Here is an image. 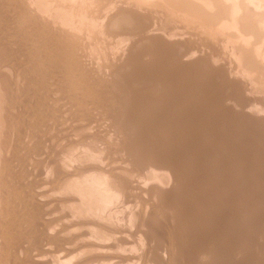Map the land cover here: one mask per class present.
Returning a JSON list of instances; mask_svg holds the SVG:
<instances>
[{"label": "rangeland", "instance_id": "obj_1", "mask_svg": "<svg viewBox=\"0 0 264 264\" xmlns=\"http://www.w3.org/2000/svg\"><path fill=\"white\" fill-rule=\"evenodd\" d=\"M13 4L9 0H0V264H30V257H35L41 247L58 249L61 246L60 250H63L66 247L71 248V245L75 249L72 248L71 251L75 252H71L73 254L63 264H264V170L260 169L264 157V86L258 81L264 72L253 70L250 63L245 61V50L239 39L230 36L232 30H221L218 34L220 37L216 34L218 37H215L200 30L199 20L183 19L174 14L175 19L185 28L183 31L181 24L176 22L178 25L176 26L183 31L179 35L178 32H181L178 31L179 28L170 25L176 35L175 43L171 42L172 48L177 47V40L183 35L185 37L183 39L186 40L183 45H189L188 48L186 45L182 48L188 49L187 51L191 53L188 58L183 57L187 59L185 65L182 64L184 59L179 56L182 58L179 61L180 58L177 57L184 52L180 45L178 49L176 48L177 51L174 50V55L170 53L171 47L165 50L172 55L167 56L169 60L175 58L170 60L174 67L169 65L170 61L165 57H158L156 60L151 55L144 58V61L141 60L135 72L140 67L141 69L145 67L150 72L157 71V74L162 71L161 69L166 71L164 73L169 69L172 71L173 68L178 72L172 71V74H175L172 79L170 71H168L170 76L162 75L165 78L169 77L166 79L168 82L155 88L156 93L153 96L146 87L144 91L143 87L138 88L131 84L136 79L133 67L129 70L122 69L121 73L124 75L117 73V77L104 70L101 72L104 63L113 66L116 64L118 67L127 66L132 60V63H135L136 54L133 53L136 51L141 53L140 50L136 49L132 55L127 54L128 56L121 50L119 56L122 57L125 53L124 56L127 57H122L124 63L126 59L132 58L127 60L125 65L123 61L116 59L114 64L112 56L111 61L107 56V62L103 60V56L99 59L100 63L102 62L99 68L97 65L99 60L96 59L98 56H94L95 53L92 55L93 60L92 56L89 55L88 58L83 55L81 48L76 47L73 42L69 44L66 43L67 40H61L63 38L57 36L54 38L55 36L46 31L49 25L46 21L40 22L41 19L35 18L27 22L19 20V10L14 7L18 5ZM165 11L166 13L162 10L160 16L151 21L146 19L147 23L145 20L144 24L151 25L153 20L162 25L168 24L164 20L168 16V22L170 19L172 20L170 23L175 24L174 15H171L173 13H170L168 8ZM163 13L165 22L161 18ZM189 25L195 31L189 28ZM197 26L200 33L203 32L207 36H203V33L201 36ZM127 27L129 26H123ZM187 30L191 31V34ZM192 32L195 34L192 35ZM48 33L51 34L50 37ZM11 34L15 35L13 39L8 38ZM213 36L215 39L221 38L219 40H222L220 42L224 43L225 49L222 43H219L220 46L217 42L215 43L218 46L210 43L211 40L215 41L211 38ZM207 37L209 39H206ZM49 38L54 39V42ZM203 40L207 46L211 44L209 45L211 47L208 46L209 52L204 42H201ZM228 41L229 47L226 45ZM156 42L159 45L155 44V47L166 49L162 46L163 41ZM253 42L252 37L250 45ZM60 43H64V47ZM200 43L202 50L199 48ZM70 45L76 50L73 51ZM212 46L220 47L217 48L220 54L217 53L218 50L215 52L219 55L214 54L216 48ZM151 47H154V44L148 48V51L151 50L150 53L154 49ZM229 52L233 58L235 55L236 57L231 58ZM191 55L195 56H192L194 62L190 59ZM224 55L226 57H223ZM227 55L230 56L227 58ZM100 57L102 56L98 58ZM90 59L94 62L90 63ZM146 59L151 64L145 62ZM202 59L205 61H200ZM164 60L168 61L165 62L167 65ZM191 60L193 65L189 63L190 66L187 67L189 65L187 62ZM93 63L96 65L91 67ZM152 63H156L154 65L157 66L162 63L164 65L158 66L161 67L159 71L154 69L157 66ZM149 64L152 68L148 67ZM231 64L235 65L230 66ZM179 66H182L181 71L177 70L180 69ZM235 66L237 67L234 68ZM95 70L99 75L96 76ZM103 73H106L104 76L111 77H104ZM121 75L123 78L129 75L126 77L127 80L125 79L127 82H123ZM154 97L152 102L151 98ZM147 104L151 107H146ZM250 109L259 115L251 118L245 116L244 119L243 115ZM138 117L145 122L147 120L148 124L137 123ZM152 124L153 127L150 126ZM74 125L78 126L73 127ZM71 127L73 131L77 129L74 131L75 134ZM221 129L224 132H221ZM223 135L225 138L237 136L247 144L242 142L239 150L224 148L221 145L222 151L217 141L221 140L220 136L224 138ZM139 139L141 142L146 141L144 144L157 147L158 150L152 149L145 155H140L142 143ZM259 150L260 154L263 153L261 159L256 157L253 161H243V164L238 159L240 153L254 154ZM236 151L240 153L236 154ZM221 152L226 157L220 155ZM256 159L261 161L260 165ZM143 160L150 165L141 167ZM218 163L220 167L222 166L220 169L216 166ZM223 163L225 167L221 165ZM93 164H99L108 171L107 177L114 190L112 204L103 213L85 212L87 205L90 207V203H87L89 202L87 193L75 186L76 182H82L85 177L90 178V174H86L85 177L81 174L84 167ZM58 166L59 170L63 167L65 171L73 173V180L66 181L67 184L60 181L51 187L44 181L51 183L57 179ZM53 169L57 175L52 172ZM170 170L178 175L175 181L169 177ZM242 175L248 178L244 176L243 178ZM234 176L238 180L236 177L233 178ZM235 182L237 183L233 184ZM138 184L143 189L139 187L136 190ZM80 200L84 201V204ZM79 205L82 211L86 209L80 212ZM75 210L80 214H75ZM67 213L71 219L69 217L67 219ZM89 214L90 218L96 215V224L93 218L92 220L88 218ZM97 215L103 219L101 221L104 225L97 220ZM86 217L88 219H85ZM44 218L46 220H43ZM97 225L103 226L104 230L97 228L101 227ZM44 233L61 235L62 241L67 242L63 243L67 245L59 244L61 241L52 243L46 241ZM115 233H123L127 244H122ZM145 236H148L150 241H146Z\"/></svg>", "mask_w": 264, "mask_h": 264}, {"label": "bare ground", "instance_id": "obj_2", "mask_svg": "<svg viewBox=\"0 0 264 264\" xmlns=\"http://www.w3.org/2000/svg\"><path fill=\"white\" fill-rule=\"evenodd\" d=\"M9 1H11V2H13L14 4H13V6L14 5H18V6H14L15 8H17V10H19V16H18V19L19 20H22V21H24V22H27L28 20H31L32 18H35V19H37V20H39V19H41L40 20V22L41 21H46V22H48V26H47V29H46V31H49V33H51L53 36H55L54 38H63V39H61V40H67L66 41V43H69V42H73L72 44H75L76 45V47H79V48H81V51H82V54L83 55H85L86 57H88L89 58V55H90V57L95 53V55L94 56H102V57H100V58H98V57H96V59H101V58H103V56H104V59L103 60H105V61H107V59L109 60V61H111V57L110 56H112V58H113V60L114 59H116V60H120V61H123V64L125 65V64H127V60L129 61V60H131L129 57V59H126V62L124 63V59L122 58L123 56H124V54L126 53V55L128 54V55H132V52L135 50L136 51V49H138V50H140L141 51V53L139 52V51H136L135 53H133V54H136V55H134L135 57H134V61H135V63H137L136 65H135V63L133 62L132 63V61L131 62H128V63H130V64H128L127 66L125 65V66H116V64L114 63L116 60H112L113 61V63L115 64L114 66H113V64H108L107 65V63H104V61H103V63H104V65H103V69H102V71L101 72H108V73H113V74H115V76L117 77V73L120 75V74H123L124 75V73H121L122 71V69H125V70H129V69H131V67H133V69H134V71H133V73H135V75H136V79H134L132 82H131V84L133 83L136 87H143V89L146 87L147 88V90L149 91V92H151L152 93V95L154 96V93H156L155 91H156V89H157V87L158 86H160V85H164V84H166L168 81H166V79L167 78H169V77H167V78H165V77H162V75L164 76H170L169 74H172V71L174 70V65H173V63H171V61L173 60V59H175V58H172V60H171V58H170V60L167 58V56H171L172 57V55H174L173 54V52H174V50H176V48L178 47V45H180L181 46V48H182V46H184V45H186V44H184L183 45V43L186 41L185 39H183V38H185L183 35V37L182 36H178L177 35V38L179 37V40H177V47L175 48V47H173L172 48V45H173V43H175V37L174 36H176L175 35V33L172 31V29L174 30V25L176 26L177 24H176V22H179V24H181L180 23V21H177L176 19H175V15H179V17H183V19H186V18H188V20H189V18H195V19H197V20H199L200 21V30H203V32L204 33H206V34H209V33H211V34H213L214 36H215V34L216 35H218V34H220V32H221V30H232V32L230 33V36H232V37H235V38H237V39H239L238 41H240V45L244 48V50H245V61L247 62V63H250V65L253 67L252 69L253 70H256V71H263L264 72V0H9ZM167 8L171 11L170 13H173V14H171V15H174L173 17H174V19L176 20H173L174 22H175V24H173L172 25V23H170L172 20H170L169 19V21L170 22H168V18H169V16L168 15H170V14H166L167 16H168V18H167V20H166V18L164 17V13H166V11L165 10H167ZM162 10H164V13H163V15H161V18H162V20L164 19L168 24H159V22H156L155 20H153V22H152V24L151 25H147V24H144L145 22V20L146 19H148V20H152V19H154V18H156V17H158V15L159 14H161V11ZM168 13V12H167ZM165 15V16H166ZM160 16V15H159ZM164 17V18H163ZM173 19V18H172ZM157 21H159V19H156ZM163 20V22H165ZM193 19H191L190 21L191 22H193L192 21ZM150 21H148V23L150 22ZM227 21V22H226ZM45 22V23H46ZM188 22V21H187ZM146 23H147V20H146ZM170 23V24H169ZM173 26V27H171V26ZM192 25H193V23H192ZM26 26V25H25ZM123 26H129V27H127V28H123ZM171 28H170V27ZM178 26V25H177ZM176 26V27H177ZM184 26V25H183ZM191 25H189V28H193V27H190ZM199 26V25H198ZM198 26H197V28H198ZM44 27H45V24H44ZM175 27V28H176ZM180 27H182V24H181V26ZM177 28H179V27H177ZM183 28V27H182ZM185 28V27H184ZM184 28H183V31H184ZM202 28V29H201ZM177 30V29H176ZM190 30V29H189ZM192 30H194V29H192ZM199 30V28H198V32L200 33L201 31ZM35 31V30H34ZM178 31H181V32H178V34L179 35H181L180 33H182L183 31L179 28V30ZM188 31V30H187ZM195 31V30H194ZM196 31V33H197V35H198V32ZM202 32V33H203ZM48 33V34H49ZM188 33L189 34H191V31L189 32L188 31ZM187 33V34H188ZM202 33H200L201 34V36H202ZM203 33V36H205L206 34H204ZM224 33V32H223ZM51 34H49L48 36L50 37V35ZM193 34H195V33H193L192 32V35ZM200 34H199V37H200ZM18 35H20V34H18ZM30 35V34H29ZM14 34H11V35H9L8 36V38L9 39H13L14 38ZM28 36V35H27ZM38 36V35H37ZM57 36V37H56ZM188 36V35H187ZM190 36V35H189ZM188 36V37H189ZM207 36V35H206ZM210 36V35H209ZM214 36L213 37H211V38H213V40L215 39L214 38ZM219 36V35H218ZM218 36H215V37H218ZM19 37V36H18ZM17 37V38H18ZM34 37V36H33ZM220 37V36H219ZM224 37V36H223ZM253 37V39H254V42H253V44L252 45H250V40H251V38ZM195 37L193 36V39H194ZM197 38H198V36H197ZM196 38V39H197ZM201 38H203V37H201ZM200 38V39H201ZM210 38V39H211ZM29 39V38H28ZM49 39H51L52 40V38H49ZM190 40H191V38H189ZM188 39V40H189ZM199 39V38H198ZM206 39H209L208 37L206 38ZM219 39H221V38H217V39H215V41H210V40H208V41H210V43L213 45V44H216V46H220V44L222 43L223 45V47L225 46L224 45V43L223 42H220V41H222V40H219ZM249 39V40H248ZM25 40V39H24ZM41 40V39H40ZM160 40L161 41H163V43H162V46L163 47H165L166 49H158V47H155V44L157 45H159V43H157L156 41H159L160 42ZM185 40V41H184ZM195 40V39H194ZM225 40V39H224ZM230 40V39H229ZM235 40V39H234ZM29 41V40H28ZM53 42H54V39L52 40ZM51 41V42H52ZM55 41H57V39L55 40ZM65 41H64V43H65ZM192 41V40H191ZM199 41V40H198ZM197 40H196V42H198ZM207 41V40H206ZM15 42V41H14ZM35 42V44H36V41H34ZM42 42V41H41ZM58 42H62V41H58ZM164 42L167 44V47H166V44H164ZM171 43V42H173V43H171L170 45L168 44V43ZM202 43L204 42V44L207 46V44L205 43V40H203V41H201ZM214 42V43H213ZM215 42H217L218 43V45H217V43H215ZM57 43V42H56ZM64 43H60V44H62L61 46L62 47H64L63 45H64ZM193 43H195L194 41H193ZM208 43V42H207ZM220 43V44H219ZM233 43V42H232ZM30 44V43H29ZM53 44H55V43H53ZM58 44V43H57ZM70 44V43H69ZM149 44H151V45H153L154 44V47H151V48H156L155 49V52H154V49H153V51H152V53H150V51L151 50H149L148 51V48L151 46H149ZM204 44H202V45H204ZM209 44V43H208ZM211 44H209V45H211ZM228 44H230L229 43V41H228V43H226V45H228ZM234 44V43H233ZM161 45V44H160ZM169 45V46H168ZM187 45H189V44H187ZM186 45V46H187ZM197 45H199V44H197ZM204 45V47H206ZM208 45V46H209ZM239 45V46H240ZM29 46V45H28ZM38 46V45H37ZM71 46V45H70ZM146 46H149L148 48L146 47ZM186 46H184V47H186ZM208 46H207V49L206 50H208V52H209V49H208ZM221 46V47H222ZM248 46H251L252 48L251 49H249V47ZM72 47V50L73 51H75L76 49L74 48V46L72 45L71 46ZM138 47H143L142 49H139ZM161 47V46H160ZM162 47V48H163ZM169 47H171V49H170V53L172 54V55H169V51L168 52H166L165 50H168V48ZM194 47H196V45H194ZM209 47H211V46H209ZM212 47H214V46H212ZM222 47V48H223ZM228 47H229V45H228ZM232 46H230V48H231ZM29 48V47H28ZM32 48V47H31ZM60 48V47H59ZM58 48V49H59ZM150 48V49H151ZM187 48H188V46H187ZM199 48H201V50H202V47H201V43H200V47ZM199 48H197L198 50H199ZM214 48H216V51H214V54H216L215 52H217V50H218V52L217 53H219V49H220V47H214ZM217 48H219V49H217ZM229 48V49H230ZM62 49V48H61ZM65 48H63L62 50H64ZM68 49V48H67ZM66 49V51H69V50H67ZM173 49V51H171ZM178 49V48H177ZM185 48H182V50L184 51L183 53H182V55L180 54V55H177V57H178V59L180 58L179 56H181L182 58L183 57H186V58H188L189 57V54L191 53H189L186 49V51L184 50ZM205 49V48H204ZM224 49H225V47H224ZM123 51V52H125L124 54H123V56L122 57H120L119 56V54H120V51ZM211 50H212V48H211ZM211 50H210V53H211V55H213L212 54V52H211ZM228 49H226V51H227ZM65 51V52H66ZM121 51V52H122ZM177 51V50H176ZM189 51H192V50H190L189 49ZM195 51V50H194ZM200 51V50H199ZM233 51V50H232ZM40 52V51H39ZM50 52V51H49ZM61 52V51H60ZM99 52V53H98ZM137 52H138V54H137ZM179 52H180V50H179ZM196 52H197V50H196ZM220 52H221V50H220ZM26 53V52H25ZM30 53V52H29ZM34 53V52H33ZM43 53V52H42ZM48 53V52H47ZM69 53V52H68ZM67 53V54H68ZM193 53V52H192ZM198 53V52H197ZM200 53V52H199ZM209 53V54H210ZM223 53L225 54V50L223 51ZM230 53V52H229ZM65 54V53H64ZM176 54V53H175ZM206 54H207V52H206ZM220 54V53H219ZM219 54H216V56L217 55H219ZM228 54V53H227ZM233 54V53H232ZM28 55V54H27ZM121 55V54H120ZM125 55V56H126ZM127 55V56H128ZM151 55H153V57H155L156 58V60H157V58L158 57H165L167 60H169L170 62V64L169 65H173V67H171V68H173V70L172 71H170V69L168 68L169 66H167V68L169 69V70H167V69H164V70H167V73H164V72H166V71H163V69H161L162 71V73L161 72H159V74H157V71H154V72H150V71H147V69L145 68V67H143L144 69H141V67L137 70V72H135L136 71V67L139 65V63H141V60L142 61H144L143 59L144 58H148V56H150L151 57ZM221 55H223V54H221ZM230 55H231V53H230ZM229 55V56H230ZM235 55V54H234ZM64 56V55H63ZM84 56V57H85ZM94 56H92V59H93V57ZM107 56H109L108 58H107ZM115 56V57H114ZM124 56V58H127V57H125ZM176 56V55H175ZM192 56L193 55H191L190 57V59H192ZM208 56V55H207ZM215 56V57H216ZM228 55H227V58L229 57ZM232 57L231 58H233V55H231ZM39 57V56H38ZM132 57V56H131ZM149 57V58H150ZM176 57V58H177ZM193 57H195V56H193ZM199 57V56H198ZM201 57V56H200ZM204 57H205V55H204ZM210 57V56H209ZM208 57V58H209ZM212 57H214V56H212ZM218 57H220L221 58V56H218ZM217 57V58H218ZM223 57H226L225 55L223 56ZM235 57H236V55H235ZM234 57V58H235ZM31 58H32V56H31ZM87 58V59H88ZM122 58V59H121ZM182 58H180V60L179 61H181L182 60ZM186 58H183L184 60H182L183 62L185 61V60H187ZM207 58V57H206ZM211 58V57H210ZM217 58H214V59H217ZM233 58V59H234ZM34 59V58H33ZM43 59V58H42ZM84 59V58H83ZM82 59V61H84ZM152 59V58H151ZM159 59V58H158ZM194 59V58H193ZM192 59V60H193ZM205 59V58H204ZM204 59H202V60H200V61H205ZM223 59V58H222ZM221 59V60H222ZM39 60V59H38ZM85 60H86V58H85ZM94 60V59H93ZM92 60V61H93ZM161 60H163L162 58H160V61ZM177 60V59H176ZM192 60H191V62H187L188 64L189 63H191L192 65H193V63H192ZM207 60V59H206ZM209 60V59H208ZM238 60V58H236V61ZM31 61V60H30ZM41 61V60H40ZM43 61V60H42ZM80 61V60H79ZM91 61V59H90V63L92 62ZM146 61H148V59H146L145 60V62ZM178 61V60H177ZM211 61H212V59H211ZM216 61V60H215ZM223 61V60H222ZM228 61V60H227ZM231 62H232V60H230ZM46 62V61H45ZM87 62V61H86ZM86 62H83V63H85L86 64ZM94 62V61H93ZM96 62H97V60H96ZM99 63H100V60L98 61ZM98 62H97V65H99L100 67L99 68H101V63L100 64H98ZM108 62V61H107ZM157 62H159V61H157ZM161 62H163V61H161ZM166 62V60H164V63ZM168 62V61H167ZM166 62V63H167ZM175 62V61H174ZM182 62V64H185L186 65V61H185V63H183ZM193 62H194V60H193ZM197 62V61H196ZM213 62V61H212ZM225 62V61H224ZM6 63V62H5ZM117 63V62H116ZM148 63H150L151 64V62H149L148 61ZM165 63V64H166ZM214 63V62H213ZM223 63V62H222ZM222 63H221V65H222ZM228 63V62H227ZM234 63V62H233ZM240 62H238L237 64H239ZM39 64V63H38ZM38 64H37V66H38ZM44 64V63H43ZM43 64H41V67H42V65ZM73 64V63H72ZM84 64V65H85ZM119 64V63H118ZM120 64H122V63H120ZM143 64V63H142ZM150 64L148 65V67H151L152 68V66H150ZM154 64H156V63H152V65H154ZM158 64V63H157ZM163 64V63H162ZM162 64H160L161 65V67H162ZM176 64H177V62H176ZM225 63H223V65H224ZM10 65V64H9ZM32 64H30V66H31ZM34 65V64H33ZM79 65V64H78ZM94 65H96L95 63H93L92 64V66H91V64H90V66L91 67H94ZM132 65H134V66H132ZM159 64H158V66H160ZM164 65V64H163ZM167 65V64H166ZM214 65V64H213ZM220 65V66H221ZM235 64H231L230 66H234ZM240 65V64H239ZM35 66V65H34ZM40 66V65H39ZM143 66H145V65H143ZM154 66H157V65H154ZM158 66H157V68L155 67L154 69H159V71H160V68L161 67H159L158 68ZM188 66H190V64L189 65H187V67ZM194 66H196V65H194ZM96 67H98V66H96ZM105 67V68H104ZM135 67V68H134ZM139 67V66H138ZM137 67V68H138ZM180 67H182V66H179L178 68H180ZM184 67H186V66H184ZM192 67V66H191ZM237 66H235L234 68H236ZM1 68H3V67H1ZM6 68V67H5ZM10 68V67H9ZM43 68V67H42ZM68 68V67H67ZM75 68V67H74ZM77 68V67H76ZM88 68H89V65H88ZM151 68H149V69H151ZM166 68V67H165ZM177 67H175V69H176ZM190 68V67H189ZM200 68H201V66H200ZM207 68V67H206ZM228 68V67H227ZM7 69V68H6ZM65 69V68H64ZM97 69V68H96ZM181 69L182 68H180V69H177V70H180L181 71ZM197 69V68H196ZM231 69V68H230ZM87 70V69H86ZM94 69L92 68L91 69V71H93ZM98 70V69H97ZM101 70V69H100ZM104 70V71H103ZM153 70V69H152ZM215 70V69H214ZM228 70H229V68H228ZM234 69H232V71H233ZM99 71V70H98ZM168 71H170V73L168 74ZM175 72H176V70H174ZM173 71V72H174ZM223 71V70H222ZM231 71V70H230ZM229 71V72H230ZM241 71H243V70H241ZM88 72V71H87ZM95 72H96V76L97 75H99L98 73H97V71L95 70ZM101 72H99V73H101ZM124 72V71H123ZM227 72V71H226ZM66 73V72H65ZM70 73V72H69ZM78 73H80V71L78 72ZM107 73V74H108ZM176 73H178V72H176ZM184 73V72H183ZM193 73V72H192ZM213 73V72H212ZM81 74V73H80ZM83 74V73H82ZM92 74V73H91ZM104 74H106V73H103V76H104ZM126 74V73H125ZM199 74V73H198ZM204 74V73H203ZM228 74V73H227ZM226 74V75H227ZM73 75V74H72ZM102 75V74H101ZM173 75H175L174 73L172 74V77H171V79L174 77ZM178 75V74H177ZM176 75V76H177ZM185 75V74H184ZM191 75V74H190ZM61 76V75H60ZM107 75H105L104 77H106ZM109 77H111V75H108ZM107 76V77H108ZM122 76V75H121ZM129 75H126L125 76V78H123L124 76H122V78L124 79H121V80H123V82L125 81V79H126V77H128ZM186 76V75H185ZM195 76V75H194ZM212 76V75H211ZM224 76V75H223ZM264 74L262 75V76H260L259 78H258V81H260L261 82V84L264 86ZM197 77V76H196ZM258 77V76H257ZM255 78V77H254ZM93 80V79H92ZM127 80V79H126ZM168 80V79H167ZM251 80V79H250ZM131 81V80H130ZM170 81V80H169ZM175 81V80H174ZM192 81V80H191ZM200 81V80H199ZM202 81V80H201ZM252 81V80H251ZM125 82H127V81H125ZM215 82V81H214ZM248 82V81H247ZM173 83V82H172ZM202 83V82H201ZM249 83H250V81H249ZM253 83V82H252ZM69 84V83H68ZM88 84H89V82H88ZM131 84L129 83V85H130V87L132 88L133 86H131ZM254 84V83H253ZM98 85V84H97ZM120 85V84H119ZM122 85V84H121ZM124 85H125V83H124ZM127 85V84H126ZM172 85V84H171ZM186 85H188V84H186ZM115 86H117V85H115ZM169 86V85H168ZM167 86V87H168ZM181 86V85H180ZM251 86V88L252 89H254L253 88V86L252 85H250ZM256 86V85H255ZM254 86V87H255ZM119 87V86H118ZM164 87V86H163ZM166 87V86H165ZM196 87H199V86H196ZM246 87H247V85H246ZM106 88V87H105ZM156 88V89H155ZM170 89H171V87H169ZM168 88V89H169ZM186 88V87H185ZM188 88V87H187ZM109 89V88H108ZM126 89V88H125ZM159 89V88H158ZM165 90H166V88H164ZM169 89V90H170ZM201 89H202V87H201ZM248 89H249V87H248ZM247 89V90H248ZM256 89V88H255ZM133 90V89H132ZM140 90V89H139ZM159 90H161V89H159ZM158 90V91H159ZM172 90H173V88H172ZM171 90V91H172ZM246 90V91H247ZM257 90V89H256ZM144 91H146L145 89H144ZM167 91V90H166ZM165 91V92H166ZM175 91V90H174ZM249 91H250V89H249ZM253 91V90H252ZM130 92V91H129ZM159 92H161V91H159ZM167 92H170V91H167ZM183 92V91H182ZM61 93V92H60ZM245 93V92H244ZM250 93H252V92H250ZM264 93V92H263ZM80 94V93H79ZM136 94V93H135ZM150 94V93H149ZM169 94H171V93H169ZM174 94V93H173ZM117 95V94H116ZM126 95V94H125ZM147 95H148V93H147ZM162 95H164V93H162ZM174 95H176V94H174ZM179 95V94H178ZM54 96V95H53ZM138 96V95H137ZM155 96H157V95H155ZM161 96V94L159 95V97ZM165 96V95H164ZM171 96H173V95H171ZM214 96V95H213ZM58 97V96H57ZM117 98H118V96H117ZM126 98V97H125ZM158 98V97H157ZM163 98V97H162ZM165 98V97H164ZM64 99V98H63ZM150 99V98H149ZM152 99H155V97L154 98H151V101L152 102H154ZM159 99V98H158ZM161 99V98H160ZM212 99V98H211ZM162 100V99H161ZM165 101H166V99H164ZM163 100V101H164ZM228 100V99H227ZM164 101V102H165ZM174 101V100H173ZM57 102V101H56ZM107 102V101H106ZM156 102H158L157 101V99H156ZM54 103H55V101H54ZM167 103V102H166ZM197 103V102H196ZM219 103V102H218ZM230 103V102H229ZM58 104V103H57ZM208 104V103H207ZM132 106H133V104H132ZM208 106V105H207ZM215 106V105H214ZM145 107V106H144ZM146 107H151V105H146ZM56 108V107H55ZM66 110V109H65ZM219 110V109H218ZM205 111V110H204ZM220 111V110H219ZM224 112V111H223ZM201 113V112H200ZM181 114V113H180ZM224 114V113H223ZM222 114V115H223ZM187 115V114H186ZM234 115V114H233ZM233 115H231L232 117H233ZM257 115H259V114H257L256 113V111L254 112L253 111V109L251 110H247L246 111V113L243 115L244 116V119L246 118L245 116H248L249 118H251L252 116H257ZM65 116V115H64ZM216 116V115H215ZM227 116V115H226ZM225 116V117H226ZM239 116V115H238ZM60 117V116H59ZM187 117V116H186ZM229 117H230V115H229ZM182 118V117H181ZM231 118V117H230ZM120 119V118H119ZM210 119V118H209ZM238 119V118H237ZM138 121H137V123H144L145 121H143L142 120V118H139L138 117V119H137ZM218 120V119H217ZM170 121V120H169ZM187 121V120H186ZM198 121V120H197ZM230 121V120H229ZM232 121H233V118H232ZM146 122H147V120H146ZM146 122H145V124H146ZM151 122H153V121H151ZM155 122V121H154ZM156 122H159V121H156ZM211 122V121H210ZM220 122V121H219ZM218 122V123H219ZM233 122H235V121H233ZM232 122V123H233ZM247 122V121H246ZM136 123V124H137ZM150 123V122H149ZM169 123V122H168ZM172 123V122H171ZM67 124V123H66ZM148 124V123H147ZM146 124V125H147ZM178 124H180V123H178ZM192 124V123H191ZM216 124V123H215ZM225 124H226V122H225ZM224 124V125H225ZM234 124H236V123H234ZM79 125V124H78ZM78 125H74L73 127H76V126H78ZM82 125V124H81ZM155 125V124H154ZM168 125V124H167ZM189 125V124H188ZM205 125V124H204ZM227 125V124H226ZM233 125V124H232ZM237 125V124H236ZM85 126V125H84ZM150 126H152L153 127V124L152 125H150ZM156 126V125H155ZM158 126V125H157ZM214 126V125H213ZM217 126V125H216ZM243 126V125H242ZM246 126V125H245ZM79 127H81V126H79ZM185 127V126H184ZM218 127V126H217ZM224 127H226V126H224ZM230 127V126H229ZM173 128V127H172ZM195 128V127H194ZM204 128V127H203ZM231 128V127H230ZM74 129V128H73ZM80 129V128H79ZM79 129H78V131H79ZM165 129H167V128H165ZM164 129V130H165ZM181 129V128H180ZM196 129V128H195ZM207 129V128H206ZM223 129V128H222ZM221 129V130H222ZM163 130V131H164ZM169 130V129H168ZM173 130V129H172ZM192 130V129H191ZM197 130V129H196ZM231 130V129H230ZM69 131V130H68ZM71 131L74 133V131H77V129L75 130L74 129V131L72 130V127H71ZM80 131H81V129H80ZM159 131V130H158ZM190 131V130H189ZM203 131H205V130H203ZM235 131V130H234ZM167 132V131H166ZM198 132V131H197ZM200 132V131H199ZM198 132V133H199ZM221 132H224L223 130L221 131ZM227 132V131H226ZM157 133V132H156ZM194 133H196V131L194 132ZM209 133V132H208ZM75 134V133H74ZM168 134V133H167ZM183 134H184V132H183ZM193 134V133H192ZM204 134V133H203ZM219 134V133H218ZM227 135H228V133H227ZM75 136V135H74ZM91 136V135H90ZM200 136V135H199ZM215 136V135H214ZM218 136V135H217ZM225 136H226V133H225ZM257 136V135H256ZM192 137H193V135H192ZM192 137H191V139H192ZM196 137V136H195ZM198 137V136H197ZM216 137V136H215ZM221 137V140H219V141H217L219 144H220V148H222L221 147V145L222 146H224V148L225 147H228V149L229 148H232V149H234V150H239V148L241 147V144H243V143H245V141L243 142V141H241V139H239V138H237V136H236V138H225L224 137V135H223V137L224 138H222V136H220ZM219 137V138H220ZM235 137V136H234ZM253 137V136H252ZM200 138V137H199ZM218 138V139H219ZM85 139V138H84ZM87 139V138H86ZM182 139V138H181ZM197 139V138H196ZM210 139V138H209ZM76 140V139H75ZM92 140V139H91ZM194 140V139H193ZM214 140V139H213ZM85 141V140H84ZM132 141V140H131ZM139 141H140V139H139ZM139 141H137V142H139ZM178 141V140H177ZM83 142V141H82ZM130 142V141H129ZM141 142V141H140ZM140 142H139V144H140ZM212 142V141H211ZM243 142V143H242ZM247 142V141H246ZM80 143H81V141H80ZM142 143V147H141V154L140 155H145L148 151H150V150H152V149H155V150H158L157 149V147H152L151 145H147V144H144V143H146V141L145 142H141ZM201 143V142H200ZM250 143V142H249ZM248 143V144H249ZM214 144V143H213ZM213 144H212V146H213ZM245 144H247V143H245ZM135 145V144H134ZM254 145V144H253ZM256 145V144H255ZM84 146V145H83ZM176 146H178V145H176ZM184 146V145H183ZM240 146V147H239ZM135 147V146H134ZM159 147V146H158ZM162 147V146H161ZM218 147V148H219ZM250 147V146H249ZM136 148H138V146L136 147ZM258 148V147H257ZM125 149V148H124ZM206 149V148H205ZM85 150V149H84ZM225 150V149H224ZM231 150V149H230ZM254 150V149H253ZM193 151V150H192ZM217 151V150H216ZM221 151V150H220ZM222 151H223V148H222ZM226 152H227V150H225ZM118 152V151H117ZM122 152V151H121ZM179 152H181V151H179ZM195 152V151H194ZM237 152V151H236ZM239 152V151H238ZM238 152L236 153V154H238ZM243 152V151H242ZM260 152H261V150H259V151H256L254 154H246V152L244 153V154H242V153H240V155H239V157H238V159H239V161H242V164H243V161L244 162H246V160L248 161V160H251V161H253V159H255L256 157H260L262 154H260ZM264 152V151H263ZM152 153V152H151ZM154 153H156V152H154ZM163 154V153H162ZM188 154V153H187ZM215 154V153H214ZM223 155L224 153L223 152H221L220 153V155ZM229 154V153H228ZM160 155H161V153H160ZM217 156V155H216ZM215 156V157H216ZM224 156V155H223ZM263 156V155H262ZM261 156V157H262ZM137 157H138V155H137ZM224 157H226V156H224ZM223 157V158H224ZM261 157H260V159H261ZM161 158V157H160ZM186 158V157H185ZM263 159H262V165L260 166V169L261 170H264V157H262ZM104 159V158H103ZM235 159H237V158H235ZM172 160V159H171ZM206 160V159H205ZM257 160V159H256ZM100 161V160H99ZM172 161H174V160H172ZM209 161V160H208ZM226 161V160H225ZM224 161V162H225ZM236 161V160H235ZM235 161H233V162H235ZM104 162V161H103ZM219 162V161H218ZM257 162L259 163V165H260V162H259V159L257 160ZM95 163V162H94ZM96 163H97V160H96ZM207 163V162H206ZM215 163H217V162H215ZM239 163H241V162H239ZM176 164V163H175ZM213 164V163H212ZM225 163H223V164H221V165H223L224 167H225V165H224ZM236 164H237V162H236ZM55 165V164H54ZM148 165H150V163H147L145 160H143L142 162H141V167H144V166H148ZM164 165H166V164H164ZM209 165H210V163H209ZM215 165V164H214ZM234 165V164H233ZM255 165V164H254ZM216 166H218L219 167V169L222 167H220L219 166V163H218V165H216ZM230 166V165H229ZM51 167V166H50ZM59 168V166L57 167V171L56 172H58V175H57V173L54 171V169L52 170V172L54 171L55 173H56V175H57V179L55 180V181H51V183H47V182H45L44 180V183H46V184H50V186L51 187H54L55 185H56V183L57 182H62V184H63V182L64 183H66V181H72L73 180V178H72V176H73V173H70V171H65V169H63V167L61 168L60 167V170L58 169ZM85 169H84V171H83V173L81 174V175H84L83 177H85L86 176V174H90V178H84V180H82V182L80 181V182H76L75 183V186L76 187H78L79 188V190L81 191H85L86 193H87V197H88V201L89 202H87V203H90V207L87 205V209L86 208H84V209H86L85 210V212L86 211H88V212H101V213H103V212H105L106 210H107V208L110 206V204H112V201H113V198H114V190H113V188L110 186L111 185V183H110V180L108 179V171L107 170H105L102 166H100L99 164L97 165H87L86 167H84ZM232 168V167H231ZM235 168V167H234ZM52 169V168H51ZM157 170H160V169H165V170H169V169H166V168H156ZM218 169V170H219ZM229 169V168H228ZM233 169V168H232ZM239 169H240V167H239ZM256 169V168H255ZM56 170V169H55ZM210 172H211V170H209ZM216 171V170H215ZM258 171H259V169H258ZM239 172V171H238ZM231 173V172H230ZM92 174H94V176L92 175ZM186 174V173H185ZM184 174V175H185ZM210 174V173H209ZM243 174V173H242ZM40 175V174H39ZM93 177H92V176ZM238 175V174H237ZM236 175V176H237ZM128 176H130V175H128ZM236 176H234L233 178H235ZM244 175H242V177H243ZM246 176V175H245ZM244 176V177H245ZM169 177L173 180V181H175L177 178H178V175L175 173V172H173V170L171 171L170 170V172H169ZM181 177V176H180ZM223 177H225V176H223ZM239 177H241V175H239ZM243 177V178H244ZM131 178V177H130ZM194 178H195V176H194ZM233 178H231L230 177V179H232L233 180ZM246 178V177H245ZM247 178H248V176H247ZM246 178V179H247ZM126 179V178H125ZM197 179V178H196ZM226 179V178H225ZM236 179H237V177H236ZM134 180V179H133ZM202 180V179H201ZM238 180V179H237ZM217 181H219V180H217ZM128 182V181H127ZM233 182V181H232ZM232 182H231V184H232ZM248 182V181H247ZM82 183V184H81ZM125 183V182H124ZM124 183H122V184H124ZM131 183V182H130ZM207 183V182H206ZM225 183L226 182H224L223 184H224V186H225ZM237 182H235V183H233V184H236ZM67 184V183H66ZM172 184V183H171ZM196 184H198V183H196ZM113 185V184H112ZM133 185V184H132ZM131 185V186H132ZM143 185V184H142ZM190 185V184H189ZM188 185V186H189ZM205 185V184H204ZM124 186H125V184H124ZM193 186V185H192ZM208 186V185H207ZM61 187V186H60ZM128 187H130V186H128ZM142 188L143 189V187L142 186H140L139 184L137 185V187H135L136 188V190H137V188ZM158 187V186H157ZM264 187V186H263ZM195 188H196V186H195ZM251 188H253V187H251ZM259 188H262V187H259ZM258 188V189H259ZM148 189V188H147ZM151 189H153V188H151ZM208 189V188H207ZM140 189H138V191H139ZM144 190H146V188L144 189ZM154 190H155V188H154ZM156 190H157V188H156ZM198 190H200V189H198ZM263 190V189H262ZM130 191V190H129ZM141 191V190H140ZM116 192V191H115ZM150 192V191H149ZM249 192V191H248ZM81 193V192H80ZM152 193V192H151ZM156 193V192H155ZM159 193V192H158ZM201 193V192H200ZM251 193V192H250ZM261 193H263V191L261 192ZM246 194H248V193H246ZM123 195V194H122ZM137 195V194H136ZM158 195H160V194H158ZM261 195V194H260ZM151 196V195H150ZM263 196V195H262ZM248 197V196H247ZM264 197V196H263ZM37 197H35V199H36ZM144 198V197H143ZM149 198V197H148ZM139 199V198H138ZM236 199V198H235ZM238 199V198H237ZM246 199V198H245ZM243 200V199H242ZM247 200V199H246ZM240 201V200H239ZM80 202H81V200H80ZM84 202V201H83ZM83 202H81L82 204H84ZM142 204V203H141ZM253 205V203L251 204V206ZM78 206V205H77ZM76 206V207H77ZM85 206V205H84ZM79 207L81 208V205H79ZM83 207V206H82ZM86 207V206H85ZM147 207V206H146ZM73 209V208H72ZM79 209V208H78ZM84 209H83V211H84ZM76 210H77V208H76ZM76 210H75V212H76ZM82 211V208H81V210H80V212ZM82 211V212H83ZM150 211V210H149ZM155 211V210H154ZM79 212V211H78ZM78 212H76L75 214H77ZM87 212V213H88ZM94 212V213H95ZM73 213H74V210H73ZM94 213H92V214H94ZM127 213V212H126ZM139 213V212H138ZM70 214H72L71 212H70ZM69 214V215H70ZM78 214H80V213H78ZM68 215V213L66 214V217H67V219H68V217H69V215ZM74 215V214H73ZM73 215H72V218H73ZM151 215V214H150ZM83 216V215H82ZM81 216V217H82ZM85 216V215H84ZM88 216V215H87ZM96 216V215H95ZM94 216V218L93 217H91V218H93L94 220L93 221H96L95 220V217ZM133 216V215H132ZM64 217V216H63ZM65 217V218H66ZM71 217V216H70ZM69 217V218H70ZM75 217V216H74ZM77 217V216H76ZM97 217H98V215H97ZM137 217H138V215H137ZM41 218H43L42 216H41ZM65 218H63V220L65 219ZM88 218H90V214H89V217ZM87 217L85 218V219H88ZM90 218V219H91ZM136 218V217H135ZM71 219V218H70ZM80 219V218H79ZM99 219V221H101V217H98L97 218V220ZM43 220H46V218H44ZM92 220V219H91ZM70 221V220H69ZM86 221V220H85ZM89 221V220H88ZM87 221V222H88ZM102 221H103V219H102ZM102 221H101V224L102 225H104L103 223H102ZM71 222V221H70ZM81 222V221H80ZM90 222V221H89ZM92 222V221H91ZM64 223H66V222H64ZM83 223V222H82ZM85 223V222H84ZM95 224L97 223V221L96 222H94ZM99 223V222H98ZM67 224H70V223H67ZM80 224V223H79ZM94 224V225H95ZM145 224V223H144ZM73 225V224H72ZM83 225V224H82ZM86 225V224H85ZM141 225H143V224H140V226ZM189 225V224H188ZM78 226V225H77ZM88 226V225H87ZM96 226V225H95ZM97 226H101V225H97ZM103 226H101V227H97V228H102ZM189 227V226H188ZM96 228V229H97ZM89 229V228H88ZM99 229V230H100ZM103 230H104V228H102ZM98 230V229H97ZM95 231V230H94ZM93 231V232H94ZM101 231V230H100ZM90 232H91V229H90ZM100 233H102V231L100 232ZM93 234V233H92ZM116 234V233H115ZM116 235H118V238H119V240H120V242L122 243V244H127V239H126V236L123 234V233H117ZM44 236H45V240L46 241H48V242H50V243H52V242H60L59 244H61V243H63L64 241H62V238H61V235H52V234H49V233H44ZM144 239V238H143ZM145 240L146 241H150V238L148 237V236H145ZM152 240V239H151ZM64 243H67V242H64ZM63 243V244H64ZM63 244H61V245H63ZM58 245V244H57ZM56 245V246H57ZM64 245H67V244H64ZM55 246V247H56ZM69 246V245H68ZM156 246V245H155ZM58 247V246H57ZM64 247H66V246H63V248ZM170 247V246H169ZM60 248H62L61 246H60ZM60 248H53V249H50V248H48V247H41L40 249H39V253L35 256V257H30V261H31V263L32 264H63L65 261H66V259L68 258V257H70V255H72L75 251V249L72 247V245H71V248L70 247H66V248H64L63 250L61 249L60 250ZM74 249L73 251H71V249ZM160 249V248H159ZM71 252H73L72 254H71ZM7 258V257H6ZM120 258V257H119ZM122 258H124V257H122ZM127 258V257H126ZM128 259L130 260V258L128 257ZM132 259V258H131ZM121 261H122V259H120ZM126 261V260H125ZM0 262H1V260H0ZM29 262V261H28ZM124 262V261H123ZM128 262V261H127ZM130 263H131V261H129ZM30 263V264H31ZM2 264V263H1ZM257 264V263H256Z\"/></svg>", "mask_w": 264, "mask_h": 264}]
</instances>
